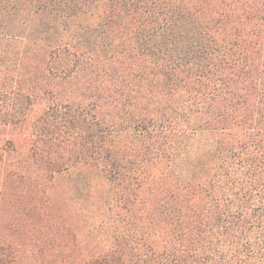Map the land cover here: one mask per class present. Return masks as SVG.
Wrapping results in <instances>:
<instances>
[{"label": "trees", "instance_id": "1", "mask_svg": "<svg viewBox=\"0 0 264 264\" xmlns=\"http://www.w3.org/2000/svg\"><path fill=\"white\" fill-rule=\"evenodd\" d=\"M23 259L264 264V0H0V264Z\"/></svg>", "mask_w": 264, "mask_h": 264}, {"label": "rangeland", "instance_id": "2", "mask_svg": "<svg viewBox=\"0 0 264 264\" xmlns=\"http://www.w3.org/2000/svg\"><path fill=\"white\" fill-rule=\"evenodd\" d=\"M24 258H26V257H24ZM26 259H23L20 263H17V264H24V262H25V264H26Z\"/></svg>", "mask_w": 264, "mask_h": 264}]
</instances>
